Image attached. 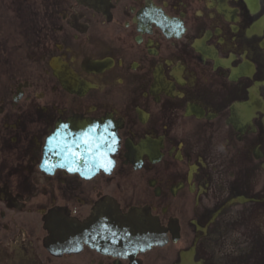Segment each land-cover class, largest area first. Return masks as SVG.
Segmentation results:
<instances>
[{
	"label": "flooded vegetation",
	"instance_id": "1",
	"mask_svg": "<svg viewBox=\"0 0 264 264\" xmlns=\"http://www.w3.org/2000/svg\"><path fill=\"white\" fill-rule=\"evenodd\" d=\"M74 114L116 130L109 172L45 158ZM104 195L165 242L45 246ZM0 264H264V0H0Z\"/></svg>",
	"mask_w": 264,
	"mask_h": 264
},
{
	"label": "water",
	"instance_id": "2",
	"mask_svg": "<svg viewBox=\"0 0 264 264\" xmlns=\"http://www.w3.org/2000/svg\"><path fill=\"white\" fill-rule=\"evenodd\" d=\"M114 235L116 237L120 236L122 233H125L127 239L134 241L138 238L140 232V222L137 218V214L125 216L122 224L119 223V219L114 217Z\"/></svg>",
	"mask_w": 264,
	"mask_h": 264
},
{
	"label": "snow or ice",
	"instance_id": "3",
	"mask_svg": "<svg viewBox=\"0 0 264 264\" xmlns=\"http://www.w3.org/2000/svg\"><path fill=\"white\" fill-rule=\"evenodd\" d=\"M82 143L85 145H89V148H88L89 151L92 150V147H97V148L99 147V145L95 144V142L91 138L88 137V133H84L83 138H82ZM114 143H115V140H113V144ZM64 147L67 149V151L70 154L77 155V153L72 151L71 145H65ZM112 150H115V149H112ZM109 163H111V162H109Z\"/></svg>",
	"mask_w": 264,
	"mask_h": 264
}]
</instances>
